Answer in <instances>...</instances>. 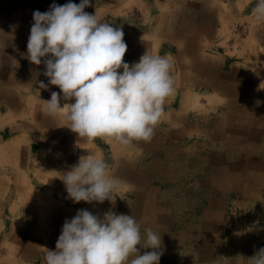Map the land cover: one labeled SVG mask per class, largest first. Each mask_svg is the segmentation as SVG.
Segmentation results:
<instances>
[{"label": "crops", "instance_id": "1", "mask_svg": "<svg viewBox=\"0 0 264 264\" xmlns=\"http://www.w3.org/2000/svg\"><path fill=\"white\" fill-rule=\"evenodd\" d=\"M68 2L0 0V123L11 119L0 127V264H45L80 209L132 215L142 235H161L160 259L211 262L232 244V229L241 249L251 223L264 233V21L254 18L256 0H90L85 12L122 28L130 66L146 51L171 61L174 91L153 138L127 146L80 138L44 109L42 100L60 90L39 89L48 82L44 64L27 59L32 14ZM239 23L249 35L230 47ZM89 149L120 181L116 199L64 205L60 174Z\"/></svg>", "mask_w": 264, "mask_h": 264}, {"label": "clouds", "instance_id": "2", "mask_svg": "<svg viewBox=\"0 0 264 264\" xmlns=\"http://www.w3.org/2000/svg\"><path fill=\"white\" fill-rule=\"evenodd\" d=\"M90 0L34 11L27 41V59L44 64L39 89L59 88L42 100L46 113L60 115L80 138L115 141L127 146L149 142L164 113L166 98L174 91L169 58L146 51L138 62L123 60L124 32L84 9ZM254 18L264 21V0H256ZM122 69V71H118ZM255 71V68L254 70ZM62 94V95H61ZM73 100L61 107V100ZM60 174L67 198L74 203L115 201L120 181L111 175L102 156L93 150ZM139 246V247H137ZM140 249L151 251L140 254ZM161 235L141 227L132 215L114 211L94 215L80 209L63 223L55 250H47L45 264H159ZM248 264H264V248Z\"/></svg>", "mask_w": 264, "mask_h": 264}, {"label": "rangeland", "instance_id": "3", "mask_svg": "<svg viewBox=\"0 0 264 264\" xmlns=\"http://www.w3.org/2000/svg\"><path fill=\"white\" fill-rule=\"evenodd\" d=\"M25 109L28 110L26 113H31L33 110L32 103L26 102ZM3 110H0L2 112ZM24 121H32V116H25ZM59 118H57L58 120ZM11 119L6 120V122L0 123V127L3 124L9 123ZM59 124H62L64 121L63 119H59ZM61 200L63 201L64 205L68 204V198L62 197ZM251 227L247 231L248 235V244L243 245L242 249L241 246L238 244H235V240L237 239L236 233H239V230L232 229L231 238L232 244L226 243L222 244L220 246V250L217 253V260L211 261V262H201V263H193L190 259L185 258L183 259L180 255H175L173 258H167V259H160L159 264H248L247 260L248 258H251L259 249L264 248V237L262 235L264 234L261 232V229H257L258 226L254 225L253 223L250 224ZM234 234V235H233ZM236 236V237H235ZM227 238V237H226ZM222 239H225L222 237ZM228 240V239H226ZM234 241V243H233ZM144 252L146 251H141ZM141 254V255H142Z\"/></svg>", "mask_w": 264, "mask_h": 264}, {"label": "built area", "instance_id": "4", "mask_svg": "<svg viewBox=\"0 0 264 264\" xmlns=\"http://www.w3.org/2000/svg\"><path fill=\"white\" fill-rule=\"evenodd\" d=\"M230 37L228 40V45L230 47H238L249 35V27L246 23L234 24L231 26ZM264 78V76H263Z\"/></svg>", "mask_w": 264, "mask_h": 264}, {"label": "bare ground", "instance_id": "5", "mask_svg": "<svg viewBox=\"0 0 264 264\" xmlns=\"http://www.w3.org/2000/svg\"><path fill=\"white\" fill-rule=\"evenodd\" d=\"M62 107V106H61Z\"/></svg>", "mask_w": 264, "mask_h": 264}]
</instances>
